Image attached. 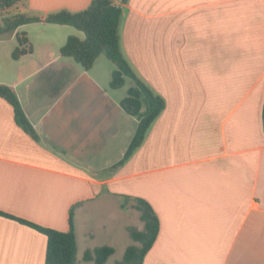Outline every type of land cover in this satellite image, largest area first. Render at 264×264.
Instances as JSON below:
<instances>
[{
  "label": "crops",
  "instance_id": "obj_1",
  "mask_svg": "<svg viewBox=\"0 0 264 264\" xmlns=\"http://www.w3.org/2000/svg\"><path fill=\"white\" fill-rule=\"evenodd\" d=\"M112 1L122 54L165 102L120 165L137 127L120 105L132 80L112 87L103 54L89 69L61 55L69 35L84 37L71 25L0 32V84L34 132L0 96V264H46L45 234L17 219L67 231L71 208L75 264L102 245L115 264L139 245L128 231L143 229L138 197L159 220L142 264H264V0ZM90 2L11 8L43 19ZM22 32L31 50L14 58Z\"/></svg>",
  "mask_w": 264,
  "mask_h": 264
},
{
  "label": "trees",
  "instance_id": "obj_2",
  "mask_svg": "<svg viewBox=\"0 0 264 264\" xmlns=\"http://www.w3.org/2000/svg\"><path fill=\"white\" fill-rule=\"evenodd\" d=\"M21 1L23 0H0V14ZM125 1L123 0V2ZM120 19L121 6L114 4L112 0H91L85 9L77 12L62 9L47 14L43 19L37 16L16 14L11 18H3L2 22L0 21V32H12L19 25L41 20L48 23L71 25L83 32L84 37L69 35L60 47L61 55L70 57L81 64L83 68L89 69L96 58L103 54L115 65L110 81L112 87L122 86L126 78L132 80L133 83L127 88L126 95L120 100V105L125 112L136 117L137 127L123 158L117 165L122 164L141 144L147 129L165 106L164 99L134 73L122 54L119 35ZM16 38L17 46L12 52L14 58L31 50L24 32L17 33ZM0 96L12 105L17 123L30 134H34L15 91L10 86L0 84ZM135 207L140 211L143 229L139 230L134 226H129L128 231L130 237L139 245H128L122 260L115 264H142L145 254L158 234L159 220L151 205L138 197ZM17 220L45 234L47 240L46 264H75L77 247L72 208L68 213L67 231L42 227L19 218ZM113 251V247L102 245L93 250L85 251L83 258L93 260L95 264H104Z\"/></svg>",
  "mask_w": 264,
  "mask_h": 264
},
{
  "label": "rangeland",
  "instance_id": "obj_3",
  "mask_svg": "<svg viewBox=\"0 0 264 264\" xmlns=\"http://www.w3.org/2000/svg\"><path fill=\"white\" fill-rule=\"evenodd\" d=\"M9 9H10V11H7V10H6V11H4V12H2V13L0 14V20H1V21H2L3 18H11V17H13V16L15 15V13H14V9H13V8H9ZM9 9H8V10H9ZM128 80H129V79H128ZM107 212H108V207H107ZM108 213H110V212H108ZM129 213L131 214V217H133V215H135V212H134V211H129ZM107 216H108V215H107ZM131 221L134 222V218H132ZM137 225H142V224H141L140 221H138V222H137ZM130 240H131V239H130V237H129L128 241L131 242ZM114 259H115V257L109 259V260L107 261L106 264H114ZM84 264H86V263H84ZM87 264H95V263H87Z\"/></svg>",
  "mask_w": 264,
  "mask_h": 264
}]
</instances>
